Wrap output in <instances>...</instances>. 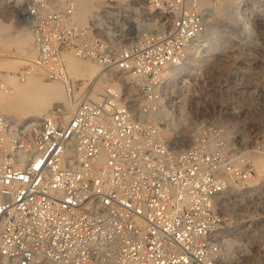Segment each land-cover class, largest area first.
<instances>
[{"label": "built area", "instance_id": "obj_1", "mask_svg": "<svg viewBox=\"0 0 264 264\" xmlns=\"http://www.w3.org/2000/svg\"><path fill=\"white\" fill-rule=\"evenodd\" d=\"M74 9V0H0V15L12 13L33 39L17 80L41 72L76 103L64 120L0 113V264H262L231 254L264 252V170L253 165L264 145L227 151L218 118L201 116L179 147L152 115L183 103L189 117L200 103L191 91L204 75L179 77L172 95L166 85L207 30L201 0H105L85 22ZM233 12L241 35L259 43L233 39L234 56L254 62L264 0H233ZM67 53L101 74L72 77ZM251 68L248 82L236 68L235 84L260 98ZM99 78L105 87L92 96ZM0 88L9 91L1 72Z\"/></svg>", "mask_w": 264, "mask_h": 264}, {"label": "rangeland", "instance_id": "obj_2", "mask_svg": "<svg viewBox=\"0 0 264 264\" xmlns=\"http://www.w3.org/2000/svg\"><path fill=\"white\" fill-rule=\"evenodd\" d=\"M222 1H224L223 3L226 6L225 10L231 14L233 20H227L226 18L219 19V17L207 15L208 26L204 33L205 35L202 36L203 38L195 47L192 45L188 50V53L193 55L194 61L191 62L192 64L187 68L189 71L185 69L181 76L194 77L195 75L202 74L205 76L206 85L204 88L192 89L191 92L194 95L197 94V96H200V103L197 105L196 112L188 117L185 127L189 128L193 139L196 131L193 122L196 118H200L201 116H207L208 118L213 119L218 118L219 142L224 149L227 151L248 152L255 149V146L257 145H264V48L259 49V51L255 50L256 52L253 51L259 56V58L254 61L256 63L255 66L248 65L249 62L254 63L248 58H242L241 56L239 59L235 58L234 51L236 45L233 43V39L236 40L237 37L232 35V33H234L232 30H236L237 27L233 25L235 15L233 12V0ZM229 1L231 2L228 3ZM211 2L215 4L219 2V0H211ZM6 14L3 15L5 16V19L7 18ZM7 15L13 23L8 34L15 33L17 27L22 24L15 16H12V13H8ZM239 31L240 30H237V32ZM250 31L252 32V30ZM257 31H259V29H257ZM230 36L233 38L231 39ZM13 43L14 42L7 45L5 43H0V65L9 63L14 67H17L16 71L6 70V67L5 69L4 67H0V72L3 74H15L24 65L26 58H28V56H25L22 52L23 46L14 45L15 43ZM24 48H28V46H24ZM236 68L244 70L242 78L245 82H248L249 80L248 73L249 71H252L250 68L254 69L255 73L252 78L261 89L260 98H257L256 95L249 92L248 87L239 88V90H237V85L235 84ZM41 78L45 82H52L46 80L43 74L41 75ZM98 81H101L105 87V80L99 78L97 82ZM7 86H10L9 91H11V85L7 84ZM61 87L65 94V98L68 99L62 84ZM9 91L5 92L3 90L4 93H9ZM174 93H177L176 89ZM52 108V106L49 107L45 112H48L50 115V110ZM6 112L9 116L11 115L16 120H20L18 122H21V118H24L25 116L20 112ZM260 116L262 119H259ZM242 135H244V137ZM165 137L169 138V135H165ZM191 140L184 146H187ZM256 157H262L264 159L262 154L257 153ZM262 170H264V167L258 172H261ZM251 193L254 198L258 196L262 197L260 191L252 190ZM231 255L238 256L237 258L243 262L251 261L256 258L259 262L264 264V252L253 253L251 256L242 253Z\"/></svg>", "mask_w": 264, "mask_h": 264}, {"label": "bare ground", "instance_id": "obj_3", "mask_svg": "<svg viewBox=\"0 0 264 264\" xmlns=\"http://www.w3.org/2000/svg\"><path fill=\"white\" fill-rule=\"evenodd\" d=\"M74 1V18L78 22H85L89 15L88 13H90L94 10V8L105 2V0ZM113 1L116 3L125 2V0ZM223 2L224 1L219 0V2L214 4L208 0H201V6L205 8V10L207 11V15L216 16L219 17V19L226 18L227 20L232 21V16L227 12V10H225L226 6ZM230 2L231 1H229L228 3ZM7 14L6 19L4 18L5 16L1 17L0 15V43H5L7 45L9 43L14 42V45H18L21 47L23 46L22 52L25 56H32L33 39L30 32L24 25H19L15 33L11 32L12 34H8V31L13 26V23L10 21ZM248 31L249 33H252L250 30ZM232 32H234L232 33V35L234 37H237V41H243L242 39H244L247 43L251 42L259 44L255 40L256 38L252 37L251 35L242 36L240 31L237 32V29L232 30ZM204 35L205 34H202L201 36ZM230 38L232 39L233 37L230 36ZM24 46H28V48H24ZM66 61L67 70L72 77H82L84 79H91L101 74V70L96 63L87 59L78 58L72 53L66 54ZM193 61V55L191 53H188L187 51L186 60L181 65L176 66L175 68H172L170 70L168 84L166 85L167 94L172 95L175 92L176 86H174V82L179 77H181L182 72L185 71V69L187 70V68L192 64L191 62ZM0 67H4V69L6 67V70L10 71L17 70V67H14L9 63H4V65H0ZM41 75V72H35L31 74L24 82H19L15 74L6 73L5 82L11 85L12 90L9 91V93H4L3 90L0 88V113L5 114L15 122H18L20 120H16L11 115L9 116V114H6V111H15L24 114V118L20 117L21 121L34 120L44 116H51L53 115V112L58 114L60 118L67 119L73 112L76 103L69 102L68 99L65 98L61 83L57 81L45 82L41 78ZM103 87V83L101 81H98L93 90L91 91V95L97 96L99 93H101L100 91L103 90ZM51 106L53 108L50 110L49 115L48 112L45 111ZM152 115L155 119H165V124L160 126V130L163 135H169L171 137L170 141L172 143L177 144L179 147H183L187 142L192 139L191 131L189 130V128L185 127L188 116H186L184 113L183 103L178 106V108L175 107L174 110L170 107L168 109H159L158 111L152 113ZM259 119H262L261 116L259 117ZM242 136L244 137V135ZM263 160L264 159L262 157H255L253 159V165L257 172L260 171L262 167H264Z\"/></svg>", "mask_w": 264, "mask_h": 264}]
</instances>
